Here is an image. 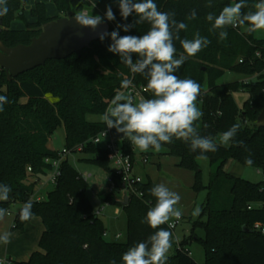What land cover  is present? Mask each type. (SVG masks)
Segmentation results:
<instances>
[{
	"label": "trees",
	"instance_id": "1",
	"mask_svg": "<svg viewBox=\"0 0 264 264\" xmlns=\"http://www.w3.org/2000/svg\"><path fill=\"white\" fill-rule=\"evenodd\" d=\"M25 1L7 0L9 11L0 17V40L8 47L29 43L45 23L58 18L46 15L47 2L66 15L80 13L87 7L94 10L91 0L35 2L30 15L36 20H25L23 29H12L14 19L24 20L22 6ZM232 1L239 2L211 0L209 7V0H155L160 11L175 12V19L187 24V30L180 32L181 39L191 40L198 32L210 41L195 56L187 57L176 75L200 84L201 93L196 103L203 116L194 126L200 136L212 137L218 146L217 151L204 153L213 171L206 185V199L198 211V218L192 223L191 234L175 246L166 264H199L190 254L188 244L191 240L203 246L204 264H264V237L253 228L256 222L264 224V184L232 176L224 170L227 160L232 159L264 172V127L255 126L264 106V39L256 38L244 27L228 26L223 29L227 38L221 40V30H213L212 22L206 19L210 12L219 15ZM259 2L246 0L247 7L243 11H255L254 5ZM111 8L116 19L108 21L105 18L110 24L108 33L117 30V24H134L137 19L135 14L123 19L118 3ZM193 9L197 13L196 19L189 20L187 17ZM105 12L106 9L99 15L105 17ZM149 27L147 23L135 24L128 32L122 28L118 31L120 36H142ZM110 43V37L103 42L94 40L82 49L80 56L72 54L64 59L47 61L10 80L0 68V86L9 101L0 112V184L11 188L9 199L0 201V207L7 212L12 203L18 202L23 207L31 199L32 218H40L43 225L38 250L27 260H12L11 264H110V261L123 264V253L146 241L156 231L142 223L147 211L156 203L150 192L156 184L149 177L133 185L126 205L112 193L101 197L103 202L118 204L125 213L124 241L106 240V228L100 216L93 213L87 194L89 185L67 157L60 161V175L53 188L44 198H33L36 182L45 169L50 168L46 160L59 157L58 152L49 148L48 142L61 125L65 133L64 148L70 153L89 154L91 157L83 160L111 173L107 150L91 142L106 125L103 121H89L86 115L104 114L111 99L121 90L123 79H132L134 84L146 88L147 80L140 74H132L121 63L118 54L109 52ZM174 43L177 58L182 54L186 56L179 40ZM137 58L132 55L134 62ZM226 70L254 76L255 80L218 83ZM238 91L248 94L240 107L233 96ZM145 96L146 99L153 98L150 90ZM237 123L241 127L235 140L243 141L244 146H235L233 142L228 146L220 144V134ZM111 132L120 138L124 152L134 158V145L114 128ZM80 145L81 150H77ZM161 149L163 151L158 155L173 156L177 158L178 167L193 172L192 187L197 192L202 187L197 161L201 155L199 150L193 152L188 142L175 138L172 143H162ZM248 157L252 159V165L245 163ZM20 209L13 217L11 231L22 233L29 220H19ZM243 226L248 231H243ZM160 227L171 232L167 223ZM196 227L203 231L202 236L194 232Z\"/></svg>",
	"mask_w": 264,
	"mask_h": 264
},
{
	"label": "clouds",
	"instance_id": "2",
	"mask_svg": "<svg viewBox=\"0 0 264 264\" xmlns=\"http://www.w3.org/2000/svg\"><path fill=\"white\" fill-rule=\"evenodd\" d=\"M120 15L123 19L135 14L137 19L134 24H117V30L99 34L103 42L110 37L111 43L108 51L118 54L125 66L132 74H140L147 80V89L153 98L143 99L134 103L131 92L117 91L111 99L109 106L102 116L107 128H114L118 133L131 142L140 151L146 152L150 147L160 151L162 143H172L173 138L183 140L190 144L193 152L199 150V159H207L204 153L218 150L213 138L200 136L195 122L203 112L197 107V99L201 93V86L191 78L181 79L176 73L184 64L187 57L195 56L208 46L210 41L200 36L197 32L193 39H181L180 32L187 30V24L175 19V12H162L155 0H118ZM211 7V0H209ZM246 0L229 4L220 11L219 15L208 13L206 19L212 22V29H220V39L227 38L224 31L228 26L233 28L244 27L248 33L264 30V0L254 5L255 11L245 13ZM9 9L7 0H0V17L5 16ZM196 10L193 9L187 19H196ZM108 21L116 19L111 6H108L105 17L89 15L80 12L74 15L75 22L82 28L92 30ZM147 23L150 27L142 36L119 35V29L128 32L135 24ZM246 26V27H245ZM179 40L184 53L187 55L176 56L175 41ZM138 58L135 62L132 55ZM132 79L125 78L121 81V89L128 90L132 87ZM8 98L0 95V112ZM240 124H233L227 131L220 134V144L228 146L233 142L235 146H244L243 141H236L235 137L240 129ZM246 147V146H245ZM245 163L252 165L250 157ZM11 188L0 184V201H7ZM151 195L156 198V203L151 207L142 221L150 228L156 229L146 241L139 242L128 248L122 255L123 264H166L168 252L172 248V233L161 225L168 223L172 218L180 220L182 211L177 208L181 200L180 195L170 190L165 184L160 183L150 189ZM33 201L29 199L19 211V220L26 222L33 216ZM6 215V209L0 207V219ZM11 233L0 235V242H10ZM115 264V261H110Z\"/></svg>",
	"mask_w": 264,
	"mask_h": 264
},
{
	"label": "rangeland",
	"instance_id": "3",
	"mask_svg": "<svg viewBox=\"0 0 264 264\" xmlns=\"http://www.w3.org/2000/svg\"><path fill=\"white\" fill-rule=\"evenodd\" d=\"M44 1V0H26L24 5L22 6L23 19H14L11 23L12 29H23L25 24L23 21H35L36 19L30 15V10L34 6L35 2ZM118 0H91L90 4L94 7V10H91L90 7L83 8L80 12L87 13L89 15H101L103 14L105 8L110 5H113ZM234 3L233 1L230 3ZM46 15L48 17H62L65 16L63 12H59L52 5L51 2H47L46 6ZM193 34L192 31H190ZM254 35L258 39H264V30H258L254 32ZM255 80L254 76H246L241 73H237L234 71L226 70L223 72L220 78H218V83H229L234 81H242V80ZM234 99L236 104L240 107L243 101L248 97L246 92L238 91L234 93ZM25 102V99H23ZM103 114H95L88 113L86 115V119L89 121H103ZM64 128L63 126H59L54 133L51 135L48 146L50 149L60 152L64 147ZM135 150V158L137 162L140 158L143 157L144 154L148 156V163L144 166L138 165L137 172L140 174L142 179H146L150 177L157 184L163 183L170 190L177 192L181 200L177 204V208L182 211L183 218L179 221L174 229H171L172 233V248L168 252V256L171 255L175 249V246L183 240V238L189 237L192 230V223L194 220L198 218V211L201 205L204 203L207 196V188L206 185L209 182L212 168L209 165V160L207 159H197L198 166L200 169V184L202 187L196 192L194 191L193 185V172L187 169L180 168L176 165L177 158L169 155H158V153L163 151H155L153 149H149L146 152L140 151L137 147L134 146ZM67 159L71 165H73L81 174L88 173L91 174L89 178H87V183L89 185L88 189V197L93 209L98 208L103 203L99 199V197L104 196L109 193V188L107 186L108 181V173L107 171L93 163L83 160V158L91 157L89 154H85L82 152L69 153ZM160 162V166L158 167V161ZM109 167L112 170V165L109 164ZM224 170L229 174L235 177H240L247 179L252 182H261L262 174L258 172L255 168L243 166L240 163L229 159L224 165ZM51 174V169L47 168L40 175L39 181L35 184V194L34 197L46 195V192L53 188V185L49 183V177ZM33 179H30L32 181ZM39 191V193L37 192ZM94 192L99 197H92L91 193ZM115 199L119 200L121 195L116 191L112 192ZM21 207V204L18 202H14L9 206L8 211L3 219L0 220V234L3 235L6 232H10L11 238L10 242L4 244L0 242V260L7 259H21L24 257L27 251H32L38 249V239L41 235L40 230L37 227V224L34 221H29L26 225V229L24 233H21L18 230L11 231V223L14 215ZM118 210V213H115ZM191 215V217H189ZM101 220L106 228L105 238L108 241H124L125 240V229H126V218L125 213L122 208L116 203H110L105 205L102 215H100ZM204 220V216L201 218ZM172 220V219H171ZM41 221V220H40ZM39 223V221H37ZM42 223V222H41ZM194 232L198 236L203 235V231L196 227ZM119 234V238L115 239V235ZM188 248L192 257L199 264H204V249L203 246L196 240H191L188 244Z\"/></svg>",
	"mask_w": 264,
	"mask_h": 264
},
{
	"label": "water",
	"instance_id": "4",
	"mask_svg": "<svg viewBox=\"0 0 264 264\" xmlns=\"http://www.w3.org/2000/svg\"><path fill=\"white\" fill-rule=\"evenodd\" d=\"M74 15L67 14L45 23L27 44L8 47L0 40V68L7 78L10 80L50 60L64 59L72 54L80 56L82 49L99 39L100 33L109 32L108 21L92 30L79 26ZM255 126L264 127V106L256 118ZM120 202L126 205L128 196L124 194ZM242 229L248 231L245 226Z\"/></svg>",
	"mask_w": 264,
	"mask_h": 264
},
{
	"label": "built area",
	"instance_id": "5",
	"mask_svg": "<svg viewBox=\"0 0 264 264\" xmlns=\"http://www.w3.org/2000/svg\"><path fill=\"white\" fill-rule=\"evenodd\" d=\"M3 87L0 86V95H3ZM120 91H126L131 92L134 96V103L138 102L141 98L146 99L145 94L148 92L147 88L140 84H134L132 87L128 90L121 89ZM113 129V128H112ZM112 129L107 128V126L101 130L99 133L96 134L91 139V142L95 145L103 147L105 150H107L108 158L110 160V163L112 165L111 173L108 174L107 181H108V188L109 193H112L113 191H116L118 194L121 195L120 201L123 198V195L126 194L128 196L129 193L133 191V185L136 183H139L142 181L141 176L136 174L134 172L135 167V161L134 158H132L128 153L124 152L122 149V146L120 144V138L114 136L111 132ZM82 145L77 147V150H81ZM59 157L56 159H47L46 161L49 163L51 174L49 177V183L54 185L56 183V180L58 176L60 175V161L65 158L69 153L70 150L63 147V150L58 152ZM141 161L143 164L148 162V156L143 155L141 158ZM30 170V168H28ZM258 172H261L260 170H257ZM262 174V183L264 184V172H261ZM84 180H87L91 176V174L88 173H82L81 174ZM39 181V180H38ZM107 193V194H109ZM141 195V193H139ZM92 197H98L94 192L91 193ZM36 200L42 199L41 196L34 197ZM101 200V199H100ZM103 204L99 206L96 209H93V213L97 216L102 215L105 205L109 204L106 202L101 201ZM250 208V207H248ZM115 213H118V210H116ZM182 217L180 218V220ZM180 220H175V218H172L167 225L170 229H174L176 225L179 223ZM253 228L260 232V234L264 237V224L256 222L253 225ZM105 235V234H104ZM119 234L115 235V239L119 238ZM11 259H5L0 260V264H11Z\"/></svg>",
	"mask_w": 264,
	"mask_h": 264
},
{
	"label": "crops",
	"instance_id": "6",
	"mask_svg": "<svg viewBox=\"0 0 264 264\" xmlns=\"http://www.w3.org/2000/svg\"><path fill=\"white\" fill-rule=\"evenodd\" d=\"M39 2H41V1H39ZM116 3H118V1L116 2ZM115 3V4H116ZM114 5V4H113ZM113 5H110V6H113ZM46 6H47V3H46ZM94 7H96L95 5H94ZM105 9H107V8H105ZM134 161H135V167H134V172L136 173V174H138L139 176H140V174L137 172V167H138V165H140V166H144L145 164H147V163H145V164H143L142 163V161H141V158L139 159V161L137 162V159L135 158V156H134ZM158 161V160H157ZM175 163H177V160H176V162ZM160 166V162L158 161V167ZM142 178V177H141ZM150 178V177H149ZM151 179V178H150ZM151 181L152 182H154L156 185H157V183L155 182V181H153L152 179H151ZM35 190H36V188H35ZM38 193H39V191H37ZM47 193V192H46ZM40 194V193H39ZM41 195V197L42 198H44L45 196H43L42 194H40ZM99 197V196H98ZM99 199H101V197H99ZM22 207V206H21ZM20 207V208H21ZM19 208V209H20ZM189 217H191V215L189 216ZM182 218H183V215H182ZM29 221H34L36 224H37V227H38V229L40 230V233H42V231H43V225H42V223H41V221H40V218H38V217H33V218H31ZM29 221L26 223V225L29 223ZM37 221H39V223L37 222ZM25 225V227H24V232H25V229H26V226ZM11 226H12V223H11ZM10 230H11V227H10ZM24 232H22V233H24ZM1 235V234H0ZM40 237V236H39ZM39 240V239H38ZM35 250H38V249H35ZM35 250H32V251H27V253H25V255H24V257H22L21 259H12V260H16V261H24V260H27L28 259V257H29V255L33 252V251H35ZM191 254V253H190ZM192 256V255H191Z\"/></svg>",
	"mask_w": 264,
	"mask_h": 264
}]
</instances>
